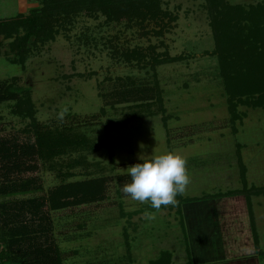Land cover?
<instances>
[{
    "label": "rangeland",
    "instance_id": "374dc122",
    "mask_svg": "<svg viewBox=\"0 0 264 264\" xmlns=\"http://www.w3.org/2000/svg\"><path fill=\"white\" fill-rule=\"evenodd\" d=\"M41 1L0 0V20L39 11ZM225 3L247 9L264 0ZM160 9L145 21L57 12L49 20L52 34L28 46L17 40L19 48L15 36L0 35V85L14 95L0 103V147L9 154L31 146L40 151L32 160L36 171L0 176L6 191L0 194V250L7 248L2 240H10L9 226L42 223L46 233L37 229L36 240L46 245L47 237L61 264H150L165 250L174 263H184L182 205L239 188L237 154L248 184L264 183V109L239 105L240 120L231 122L206 1L161 0ZM174 57L182 60L156 66L161 114L150 66ZM111 123L117 130L107 129ZM167 152L186 161L189 183L177 203L155 209L121 191L131 182L126 168L139 156ZM94 178L105 180L102 200L60 211L47 207L42 221L30 213L28 201ZM9 257L5 264L26 259Z\"/></svg>",
    "mask_w": 264,
    "mask_h": 264
},
{
    "label": "trees",
    "instance_id": "16d2710c",
    "mask_svg": "<svg viewBox=\"0 0 264 264\" xmlns=\"http://www.w3.org/2000/svg\"><path fill=\"white\" fill-rule=\"evenodd\" d=\"M205 1L220 76L223 80L224 92L227 95L230 120L235 123L240 120L237 111L239 105L264 109V4H257L246 9L239 5H228L225 0ZM41 2L40 10L31 12L28 16L0 20V35L5 38L15 36V41L21 39L22 46L30 45L33 40H43L44 37L40 34L53 33V22L50 23L49 20L57 12V15L62 12L69 14L83 12L88 16L101 12L107 15L110 20L116 21L155 20L161 13V0H42ZM163 14L165 15V13ZM42 23H45V26ZM20 29L27 30L25 35L19 36ZM35 34H37L36 37ZM20 41H17L18 48L21 46ZM181 60V57L154 59L150 66L154 81L155 102L161 114L165 113V109L156 66ZM13 96L7 87L0 85V103L12 99ZM165 118H162L163 121ZM117 126V123H111L106 127L108 130L115 131ZM8 151L5 147H0V176L9 178L12 174L37 170V166L32 160L39 156V148L31 146L22 148L20 153L15 151L12 154H9ZM237 159L240 177L244 183L245 167L239 154H237ZM104 181V179L94 178L59 185L52 189L46 198L28 201L30 213L42 221L45 216L43 209L47 207L52 211H60L100 201L105 194ZM23 186V192L25 189L28 190V183ZM15 190L17 191V189ZM254 192L264 193V188L254 189ZM0 194L5 195L6 191L0 190ZM37 229L41 230L43 234L47 230L42 223L38 224ZM37 229H31L22 222L18 227L9 226L10 240L7 242L5 239L2 240L7 248L0 250V264H5L6 260L9 261L12 252L26 258L16 264H61L58 251L51 241H47V237H45L46 245L37 242L36 235L39 234ZM150 264H171L170 254L163 253L161 257Z\"/></svg>",
    "mask_w": 264,
    "mask_h": 264
},
{
    "label": "crops",
    "instance_id": "0c3cea01",
    "mask_svg": "<svg viewBox=\"0 0 264 264\" xmlns=\"http://www.w3.org/2000/svg\"><path fill=\"white\" fill-rule=\"evenodd\" d=\"M246 174L237 189L182 205L188 257L177 264H264V193L254 192L264 183L248 184Z\"/></svg>",
    "mask_w": 264,
    "mask_h": 264
},
{
    "label": "clouds",
    "instance_id": "9594fccd",
    "mask_svg": "<svg viewBox=\"0 0 264 264\" xmlns=\"http://www.w3.org/2000/svg\"><path fill=\"white\" fill-rule=\"evenodd\" d=\"M138 159L140 162L126 168L131 182L125 183L121 191L133 200L149 202L155 209L177 203L175 197L183 194L189 183L186 161L174 152L150 158L141 155Z\"/></svg>",
    "mask_w": 264,
    "mask_h": 264
}]
</instances>
